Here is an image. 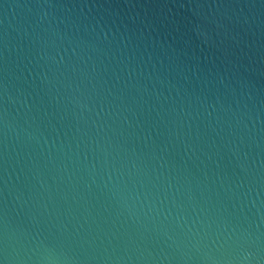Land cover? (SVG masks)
Listing matches in <instances>:
<instances>
[{
	"label": "water",
	"instance_id": "obj_1",
	"mask_svg": "<svg viewBox=\"0 0 264 264\" xmlns=\"http://www.w3.org/2000/svg\"><path fill=\"white\" fill-rule=\"evenodd\" d=\"M0 264H264V0H0Z\"/></svg>",
	"mask_w": 264,
	"mask_h": 264
}]
</instances>
